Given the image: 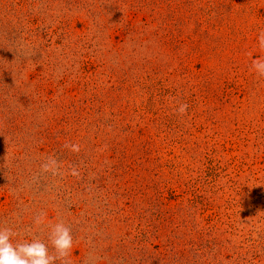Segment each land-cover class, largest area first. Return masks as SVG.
<instances>
[{"label":"rangeland","instance_id":"rangeland-1","mask_svg":"<svg viewBox=\"0 0 264 264\" xmlns=\"http://www.w3.org/2000/svg\"><path fill=\"white\" fill-rule=\"evenodd\" d=\"M261 31L264 0H0V227L64 223L70 264H264Z\"/></svg>","mask_w":264,"mask_h":264},{"label":"clouds","instance_id":"clouds-1","mask_svg":"<svg viewBox=\"0 0 264 264\" xmlns=\"http://www.w3.org/2000/svg\"><path fill=\"white\" fill-rule=\"evenodd\" d=\"M259 45L264 49V31L259 35ZM252 68L258 76H264V59L254 60ZM187 108L188 105L183 104L178 111L185 114ZM70 147L73 151H79L78 145ZM41 167L44 171L52 170L48 164ZM53 174H58V169ZM72 174L77 175L75 171ZM42 222V218L37 217L34 224L39 226ZM50 229L49 243H45L39 238L21 241L17 239L18 233L11 228L0 227V264H70L69 256L74 245L71 228L59 222L50 225Z\"/></svg>","mask_w":264,"mask_h":264}]
</instances>
